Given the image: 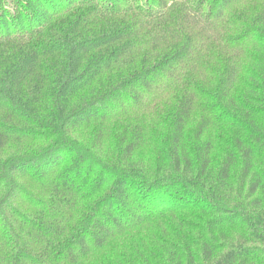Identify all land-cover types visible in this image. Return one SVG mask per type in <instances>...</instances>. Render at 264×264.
<instances>
[{"label":"trees","instance_id":"1","mask_svg":"<svg viewBox=\"0 0 264 264\" xmlns=\"http://www.w3.org/2000/svg\"><path fill=\"white\" fill-rule=\"evenodd\" d=\"M177 214L142 264H264V0H0V264Z\"/></svg>","mask_w":264,"mask_h":264},{"label":"rangeland","instance_id":"2","mask_svg":"<svg viewBox=\"0 0 264 264\" xmlns=\"http://www.w3.org/2000/svg\"><path fill=\"white\" fill-rule=\"evenodd\" d=\"M133 112L132 117L143 114ZM147 115H150L146 112ZM86 130H81L79 137L83 138ZM46 144V143H41ZM222 152L218 149L217 154ZM181 215L153 220L140 228L130 230L111 241L105 248L96 252L87 264H142L146 260V254L159 255L164 253L160 245L171 237L172 225L175 227L177 219ZM142 254L144 257H142ZM143 260V261H142ZM148 264H169L167 261L159 260L151 256Z\"/></svg>","mask_w":264,"mask_h":264}]
</instances>
